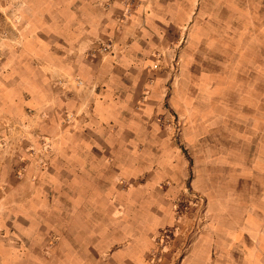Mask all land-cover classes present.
Wrapping results in <instances>:
<instances>
[{
	"label": "crops",
	"instance_id": "obj_1",
	"mask_svg": "<svg viewBox=\"0 0 264 264\" xmlns=\"http://www.w3.org/2000/svg\"><path fill=\"white\" fill-rule=\"evenodd\" d=\"M253 1L229 0L232 25L226 30L218 22L211 31L201 26L199 0H146L129 18L121 0H52L41 10V38L32 36L37 48L27 44L0 72V113L36 123L45 158L36 182L32 173L16 178L12 163L0 160L2 264H149L160 229L180 220L176 200L188 186L187 161L164 120L167 102L187 118L183 141L197 161L193 187L208 197L216 221L219 215L226 220L212 237L191 243L181 263L264 264V94L245 101L250 113L239 130L243 116L234 93L241 71L249 83L241 79L240 86L264 88L263 50L240 45V63L235 43L241 29L232 23L241 6L249 21ZM108 43L111 49L102 51ZM222 50L229 51L226 66ZM176 67L182 80L170 92L168 72ZM205 71L213 72L210 83L228 98L234 131L245 135L247 146L204 145L190 108L191 90L208 83ZM35 108L40 121L27 117ZM63 112L74 114L70 124L61 125ZM205 162L218 170L199 169ZM210 177L215 185L207 183ZM226 179L229 190L221 186ZM11 235L22 246L41 245V256L19 254ZM176 240L172 252L179 249Z\"/></svg>",
	"mask_w": 264,
	"mask_h": 264
},
{
	"label": "rangeland",
	"instance_id": "obj_2",
	"mask_svg": "<svg viewBox=\"0 0 264 264\" xmlns=\"http://www.w3.org/2000/svg\"><path fill=\"white\" fill-rule=\"evenodd\" d=\"M50 1L52 0H0V72L2 71V65L6 58L14 56L15 53L19 54L21 49H25L27 44L31 45L33 48H37L35 44L36 40H34L32 36H38L41 38V10L44 11L46 7L48 8V6L51 5V3H49ZM202 2L204 1L199 0V8ZM215 2L216 1L206 0L203 3L205 16L202 19L201 26H204V28L206 27L207 30L211 31L212 28L214 29L219 26L218 22H221L222 26L228 30V28L232 25L228 6L229 0H221V6L218 0L216 4ZM239 2L245 4V0H239ZM217 3L219 5H217ZM241 7L243 11H239L237 19L232 21L234 27L241 29V31L237 34L239 38L235 43V45H239L237 49L238 59L240 60L241 58H245L243 56V45H245L246 42L250 45L254 43L255 46L259 47V50H263L259 56L264 59V0L253 1V8L251 4L252 9L250 10L249 21H247L245 17V6ZM191 23L193 24V22ZM192 24H190L187 29L188 33L191 32ZM28 34L30 35V38L27 39ZM226 41L229 48L233 46L229 43V39ZM222 53L223 55H221V61L225 62L222 66H226L230 61L229 51L222 50ZM33 59L32 64L34 68H40L41 60L37 57H34ZM220 72L223 77H225V75L228 76L227 69L221 70ZM240 73L242 75H240ZM245 73L246 72L243 71L238 72V81H240V83L237 87H234V93L235 95L237 93L238 100L237 110L243 116L241 120L242 125L239 126L240 128L238 127L239 130L244 129L246 120L244 116L247 113H250V111L247 110V104L245 101L253 97L255 98L257 94L261 95V90L264 94V88L262 87L258 86L252 88L245 87L244 85L240 86L241 79H243V83L245 84L246 79L242 77ZM168 74V84L172 86V90H170V92H172L181 82L182 72L180 67H176V69L168 72ZM191 78L198 79V76L193 75ZM204 78L209 84L205 83L204 86H195V88L191 90L194 97L193 102L196 104L191 103L190 108L194 116V126L197 127V125H199L198 128L200 127V134L202 135L201 138L205 143L204 145L233 146V144L236 145L237 143H240L239 146H247L244 142L245 135L239 136L236 134L238 130L234 128L237 126L236 124H233L235 120L229 117L230 105L227 106L228 102H226L229 101L228 98L224 93L219 92V87H215L216 84H214L213 81L210 83L211 79H213V72L206 73ZM79 81L81 80H78V82ZM247 83H249L248 79L246 81V84ZM172 84H176L175 87ZM252 90L253 94H250ZM239 98L243 99L242 102L239 101ZM201 102H203L205 106L199 105ZM166 104V109L169 111L171 110L174 114L178 115L168 102ZM253 105L255 106V110L256 108L261 110V104L254 102ZM192 106H199V108L202 107L204 110L198 113L197 109ZM37 109L38 108L29 109L27 112L29 120H41V111H38ZM215 112L219 113V115H217L219 117L214 118L216 116ZM254 114L257 113L254 112ZM197 115L202 117L198 118ZM178 116H181L180 118L183 125L182 131L176 139L174 138V134L172 132L171 142L178 146L189 167V174L187 176V194L185 197L176 200V208L182 209V212H180L181 221H176L174 225H169L160 229L155 239V246L150 252L149 264H182V259L186 254H188L191 243H193L200 236L206 235L207 237H212V235L215 234V225H224L226 223L225 218L221 215L217 217L216 221L215 216L212 215L213 208L208 197L193 187L192 182L197 170V161L195 159L194 151L188 147L189 145H187L185 140L183 141V132L187 126V118L182 114H179ZM72 117H74L73 113H61V125L70 124L72 122ZM5 119L9 121V124H6L3 121ZM255 119L257 123H261L260 117ZM231 130L234 133H232ZM234 130H236V132ZM256 135L259 136V138L261 137L260 133H257ZM207 158L210 157L207 156ZM42 159L45 158L41 151V133L38 132L37 124H30L27 118L23 119L16 116L6 118L4 113H0V160L12 163L13 175L16 178L25 179L27 178L28 173H32L29 175V179L34 182L38 181V175H41ZM202 164L203 165L199 167V169H204L206 167V170H214V172L218 170V168H211L213 165L210 166L208 163L206 164V162L205 165L204 163ZM208 181L209 182L207 183L209 185H212V182L215 185L214 177H210ZM225 181L227 183H224L221 186L225 190H229L230 185L228 179ZM2 186H4V184H2ZM180 225L181 228L183 227L188 231L187 234L179 235V230L181 229ZM165 229H169L170 231H173V233H171L170 238H166L162 241L160 239ZM0 234L3 235L4 231L0 230ZM11 236L14 237L15 241L20 244V246H18L19 251L17 250L19 254L21 253V255L27 256L28 254L34 252V255L41 256V245L28 248L27 246H22L21 239L16 238V235ZM176 238H179V240H176V244L178 246L177 248L179 249H175L174 252H172L171 246L174 244L173 241ZM38 240L41 241V236ZM175 253L177 254L175 255ZM158 255H160L159 260L156 258ZM0 264H2V262H0Z\"/></svg>",
	"mask_w": 264,
	"mask_h": 264
},
{
	"label": "built area",
	"instance_id": "obj_3",
	"mask_svg": "<svg viewBox=\"0 0 264 264\" xmlns=\"http://www.w3.org/2000/svg\"><path fill=\"white\" fill-rule=\"evenodd\" d=\"M145 2L146 0H121L123 6V16L128 18L131 17L134 12H136L138 8H140ZM111 47L112 45L108 43L106 45L103 44L100 49L104 52H107L111 49ZM79 83L82 82L79 81ZM167 114L169 116V119L165 115L164 120L165 122H167V125L173 129L174 138L176 139V137H178L182 131V120L177 114H174L172 111H168ZM177 212L179 214L178 216L180 217V212H182V209H177ZM171 233H173V231L165 229L164 233L161 235L160 240L164 241L166 238H170ZM156 258L157 260H159L160 255L156 256Z\"/></svg>",
	"mask_w": 264,
	"mask_h": 264
}]
</instances>
